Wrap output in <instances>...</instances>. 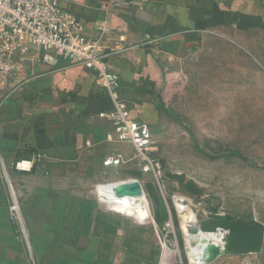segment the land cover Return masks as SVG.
I'll list each match as a JSON object with an SVG mask.
<instances>
[{"label":"crops","instance_id":"crops-1","mask_svg":"<svg viewBox=\"0 0 264 264\" xmlns=\"http://www.w3.org/2000/svg\"><path fill=\"white\" fill-rule=\"evenodd\" d=\"M58 4L81 24L85 37L95 36L99 23L108 29L105 45L113 52L108 63L120 78L115 96L128 103L130 118L151 132L162 116L166 58L219 31L244 38L256 34L264 47V0ZM33 56L24 70L27 83L0 103V264H131L130 235L91 192L94 183L107 181V168L135 160L130 144L106 140L111 124L98 115L112 110V100L95 86L93 71L77 66L52 70ZM37 155L42 159L30 171L14 170L18 161H34ZM108 157L122 162L106 165ZM6 178L21 195L28 247L15 239L7 218ZM102 203L119 214L132 212Z\"/></svg>","mask_w":264,"mask_h":264},{"label":"rangeland","instance_id":"rangeland-1","mask_svg":"<svg viewBox=\"0 0 264 264\" xmlns=\"http://www.w3.org/2000/svg\"><path fill=\"white\" fill-rule=\"evenodd\" d=\"M254 36L219 31L166 58L159 106L168 112L151 132V164L134 158L107 168V181L91 187L93 201L130 235L131 264H192L200 242L181 225L189 213L196 223L264 224V47ZM123 180L137 182L146 202L128 198L123 184L108 186L102 202L132 211L119 214L98 201L94 188ZM209 264H264V243L259 254Z\"/></svg>","mask_w":264,"mask_h":264},{"label":"built area","instance_id":"built-area-1","mask_svg":"<svg viewBox=\"0 0 264 264\" xmlns=\"http://www.w3.org/2000/svg\"><path fill=\"white\" fill-rule=\"evenodd\" d=\"M84 29L75 17L63 11L58 0H0V103L14 96L29 77L24 74L25 66L32 58L52 70L69 66L83 67L95 73V86L103 89L111 98L113 108L109 113L98 116L111 124L106 140L112 143H127L134 148L138 163L151 164L149 153L154 150L153 135L148 126L130 118V108L115 92L119 89V75L109 66L108 58L113 52L106 48L108 29L97 25L96 35L87 38ZM35 160H21L14 170L28 172ZM121 158L108 157L104 163L117 166ZM126 181L97 184L94 192L98 201L107 187L125 184ZM8 189L7 218L15 239L29 246V234L24 219L20 195L6 178Z\"/></svg>","mask_w":264,"mask_h":264},{"label":"bare ground","instance_id":"bare-ground-1","mask_svg":"<svg viewBox=\"0 0 264 264\" xmlns=\"http://www.w3.org/2000/svg\"><path fill=\"white\" fill-rule=\"evenodd\" d=\"M118 184L113 185V187L116 189ZM120 187V189L126 194V196H128V198L135 197L139 199V201L146 202L145 193L143 192V190H141V187L137 182H126L125 184L120 185ZM187 215V217H184L181 225L187 232V234L195 235L193 239H196L200 242L199 248L195 249V258H193L192 264H209L211 262L210 260L212 257V249L214 247H217L223 256L236 255L231 252V248L235 243V238L229 237L226 231L217 229L214 232H205L203 230L206 227H214L217 222L212 221L208 223H196V220L192 213H189ZM205 245L207 246V248L204 250Z\"/></svg>","mask_w":264,"mask_h":264},{"label":"water","instance_id":"water-1","mask_svg":"<svg viewBox=\"0 0 264 264\" xmlns=\"http://www.w3.org/2000/svg\"><path fill=\"white\" fill-rule=\"evenodd\" d=\"M222 229L227 232L229 237L235 238L234 246L231 252L236 255H254L259 254L264 243V224L254 222L253 224L242 223L238 221H217L214 227H206L205 232H214ZM223 256L217 247L212 249L210 261ZM209 261V259H208Z\"/></svg>","mask_w":264,"mask_h":264},{"label":"trees","instance_id":"trees-1","mask_svg":"<svg viewBox=\"0 0 264 264\" xmlns=\"http://www.w3.org/2000/svg\"><path fill=\"white\" fill-rule=\"evenodd\" d=\"M160 108H161V111H164V110H165L163 107H160ZM165 111H167V110H165ZM167 112H168V111H167ZM170 115L172 116L171 113H170ZM227 155H229V156H233V157H238V158H240L241 160H243L244 162H247V161H248L245 157H243V156L241 155L240 152H237V151H230ZM211 157H213V156H211Z\"/></svg>","mask_w":264,"mask_h":264}]
</instances>
